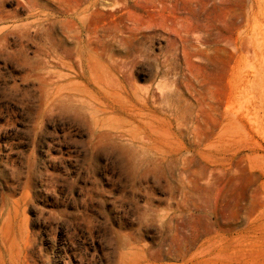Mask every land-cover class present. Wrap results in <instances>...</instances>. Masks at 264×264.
Here are the masks:
<instances>
[{
    "label": "rangeland",
    "instance_id": "rangeland-1",
    "mask_svg": "<svg viewBox=\"0 0 264 264\" xmlns=\"http://www.w3.org/2000/svg\"><path fill=\"white\" fill-rule=\"evenodd\" d=\"M135 1L0 0V264H264V0Z\"/></svg>",
    "mask_w": 264,
    "mask_h": 264
},
{
    "label": "bare ground",
    "instance_id": "bare-ground-1",
    "mask_svg": "<svg viewBox=\"0 0 264 264\" xmlns=\"http://www.w3.org/2000/svg\"><path fill=\"white\" fill-rule=\"evenodd\" d=\"M132 1H133V2H132V3H133V5H135V4H136V1H135V0H132ZM133 9H134V8H133Z\"/></svg>",
    "mask_w": 264,
    "mask_h": 264
}]
</instances>
